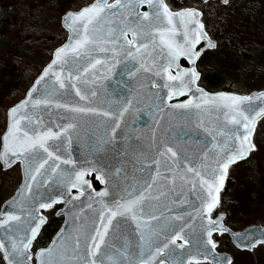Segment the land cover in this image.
<instances>
[{
  "label": "snow or ice",
  "instance_id": "6c2138e0",
  "mask_svg": "<svg viewBox=\"0 0 264 264\" xmlns=\"http://www.w3.org/2000/svg\"><path fill=\"white\" fill-rule=\"evenodd\" d=\"M234 4L78 0L49 18L64 35L35 75L13 60L28 86L0 130V173H21L0 207V264H235L225 241L264 246V228L228 227L224 195L237 169L264 165V87L201 83L209 54L236 38ZM148 94L141 132L133 114ZM58 203L63 226L39 246Z\"/></svg>",
  "mask_w": 264,
  "mask_h": 264
},
{
  "label": "rangeland",
  "instance_id": "374dc122",
  "mask_svg": "<svg viewBox=\"0 0 264 264\" xmlns=\"http://www.w3.org/2000/svg\"><path fill=\"white\" fill-rule=\"evenodd\" d=\"M75 1L78 2V0H62L60 7L54 12L49 7L50 0H0V41L4 38L7 39L9 36H13L19 45L26 43L28 40L30 41L33 35L22 34L19 31V24L28 20L29 14L34 13L35 17L45 20V25L48 26V38L40 43L39 49L42 47L46 51V49L54 47L64 33L60 29L59 21L54 20L49 23V18L55 17L63 7L75 4ZM81 1L79 0V2ZM208 3L215 5L216 8H219L221 4L220 0H211ZM228 12L229 17L233 20L232 28L234 30L259 36L260 30L263 29L261 19L264 16V3L261 0H235L234 8L229 9ZM235 41L243 45L242 47L246 50L264 44V39L258 37L252 40L249 37ZM12 53L11 46L0 52V130L4 128L5 107L23 93L27 85V80L21 81V83L16 82L19 77L18 74L24 66L21 65L20 68L14 69V63L9 61ZM15 56L14 54L12 57ZM41 56H36L34 59L25 58L32 65L31 70L26 73L28 77H32L35 74V67L48 58L47 51L45 55ZM239 64L234 63L229 53H225L221 60L219 59L212 66L210 61H206L204 68L208 67L213 71H223V78L212 86H204V88L213 91L221 88L227 89L239 84L241 90L256 91L264 87V66L262 70L256 72L251 67L252 69L247 74L238 76L236 69ZM15 86H17V89L13 91ZM9 93H12V95H9ZM257 165H260V157L254 162L252 173H250L251 171L247 166L241 167L236 170L234 176L227 183L228 188L224 194L228 208L226 222L231 226L243 228L252 224L264 225V174H261L264 173V165H260L258 171L256 170ZM9 171L10 175L0 173V206L13 194L15 191L13 189L18 186L21 179V173L18 170ZM6 180L11 181L6 189L8 197L1 200V193L3 186L6 185ZM225 245L224 251L231 252L235 256V264H264V249L260 247L249 254L232 250L228 247L229 244L226 241Z\"/></svg>",
  "mask_w": 264,
  "mask_h": 264
},
{
  "label": "trees",
  "instance_id": "16d2710c",
  "mask_svg": "<svg viewBox=\"0 0 264 264\" xmlns=\"http://www.w3.org/2000/svg\"><path fill=\"white\" fill-rule=\"evenodd\" d=\"M82 2V1H81ZM185 2L188 3H192L194 2V0H179L180 4H184ZM76 3V1H75ZM222 5H219V8ZM219 8H217V11H219ZM36 15H34V13H31L28 15V20L26 21H22V23L19 24V31L22 34L28 33V34H32L33 36H31V40L27 41L26 43H21V45L18 44L17 40L12 37H7V39H1L0 41V52L2 50H4L6 47L11 46L13 53L11 54V56L9 57V61L13 62L14 58H26V57H30L32 59H34L36 56H41V55H45L46 51L44 48L40 47L39 49V45H41L40 43L44 42L47 40L48 36H47V30H48V26L45 25V20L43 19H39L37 17H35ZM215 19V18H213ZM230 19V23L226 26L228 31L232 34H234V36L236 37L235 39H232L230 44L227 45L226 47L222 48L219 52H216L215 54L210 53L209 56L206 58V61H210L211 62V66L212 64L214 65L215 62H217L219 59L221 60V57L225 54V53H229L231 58L233 59L234 63H240L237 66V73L238 76H243V74H247L248 71H250L252 68H254V72L258 71V70H262L263 66H264V44L263 45H256L255 47H252V49H245L243 48L241 44L237 43L235 40H244L246 38L251 37V40L254 38L256 39L258 38H263L264 39V16L262 17V26L263 29L260 30L259 32V36L257 35H252V34H248V33H244L243 32H239L236 31L232 28V22L233 20L229 17ZM43 22L44 24V31L43 32H37V31H32L29 30V28H35L37 23H41ZM223 27V26H222ZM41 37H45L46 39H42ZM60 43V41L58 42V44ZM16 55L15 57H12L13 55ZM42 57V56H41ZM12 58V59H11ZM21 67V66H20ZM252 67V68H251ZM14 69H18L16 68V66L14 65ZM24 67L21 69V72H19L18 74V79L16 80V82L21 83V81L23 82L24 80L27 79H23L21 78V73L24 71L23 70ZM242 69V71H241ZM223 71H213V69H210L208 67L205 68V71L202 73V86H212L213 84H215L216 82H218L219 80H221L223 78ZM35 75V74H34ZM33 75V76H34ZM27 76V75H26ZM17 83V84H18ZM28 86V80H27V85ZM17 89V86H15L13 88V91H15ZM12 95V93H11ZM253 170H251L250 173H252ZM11 183L10 180H6V185L3 186V190L1 193V200H5L8 197L7 194V185H9ZM16 188V187H15ZM15 188L13 190H15ZM13 192V191H12ZM57 224V219L56 218H51L44 226V230H43V238L45 237H49L51 232L53 231L54 227Z\"/></svg>",
  "mask_w": 264,
  "mask_h": 264
},
{
  "label": "water",
  "instance_id": "95a60500",
  "mask_svg": "<svg viewBox=\"0 0 264 264\" xmlns=\"http://www.w3.org/2000/svg\"><path fill=\"white\" fill-rule=\"evenodd\" d=\"M209 1V0H208ZM220 2H221V0H220ZM145 8L147 7V6H144ZM114 88H116L117 90H119L120 88H122L123 87V85H120V84H115V83H113V85H112ZM140 99L142 100V102H143V105H144V107H142L138 112H136V113H134L133 114V118L135 119V120H137L138 121V129H139V131H141V132H147L148 131V129L149 128H151L153 125H152V123H151V116L149 115V113H148V110H147V108H148V106L149 105H151V103H152V100L150 99V94H148V95H142L141 97H140ZM145 122H146V124H147V126H145ZM173 123L174 124H177V126H178V123L176 122V121H173ZM73 151H72V155L75 157V156H77V155H80V154H82V153H86V151H87V149H86V145H84V144H77V143H73ZM103 185H100V187H102ZM17 188V187H16ZM75 191V190H74ZM15 194V191L13 192V194L11 195V196H13ZM11 196H9L7 199H9ZM6 199V200H7ZM58 204H62V207H61V209H63L64 208V205H63V203H58ZM4 206V202L1 204V206L0 207H3ZM48 210V209H47ZM43 211H45V210H43ZM63 216V222H62V224H61V226H63V223H64V220L66 219V216H64V215H62ZM60 226V227H61ZM60 227H59V229H58V231L60 230ZM252 228H264V227H261V226H258V225H253V226H249V227H246V228H244L243 230H241V231H234V232H237V233H242V232H244L245 230H248V229H252ZM57 231V232H58ZM233 231V230H232ZM56 232V233H57ZM56 233L53 235V237H55V235H56ZM52 237V238H53ZM51 238V239H52Z\"/></svg>",
  "mask_w": 264,
  "mask_h": 264
},
{
  "label": "flooded vegetation",
  "instance_id": "af4514ba",
  "mask_svg": "<svg viewBox=\"0 0 264 264\" xmlns=\"http://www.w3.org/2000/svg\"><path fill=\"white\" fill-rule=\"evenodd\" d=\"M228 183V182H227ZM226 183V189L228 188V184ZM61 207H62V204H57V205H55L54 206V208L53 209H48V210H45L44 211V213H45V215L47 216V221H46V223L51 219V218H56L57 219V224H56V226L54 227V229H53V231L51 232V234H50V236L49 237H45V238H43V240H41L40 241V244H39V246H46L47 245V243L48 242H50V240H51V238L53 237V235L58 231V229H59V227L61 226V224H62V222H63V216L62 215H58L57 214V212H56V210H58V209H61ZM227 211H228V208L226 209ZM227 219V216H226V218H225V220ZM45 223V224H46ZM227 223V225H228V227H230L233 231H241V230H243L244 228H246V227H249V226H253V225H258V226H261V227H264V225H260V224H252V225H248V226H245V227H243V228H240V227H234V226H231L228 222H226ZM228 242V247H230L232 250H234V251H238V252H240V253H251V252H249V251H240V250H236L232 245H231V243L229 242V241H226V243ZM34 247H36V245H34ZM262 248V249H264V246H258L257 247V249L258 248ZM227 252V251H226Z\"/></svg>",
  "mask_w": 264,
  "mask_h": 264
}]
</instances>
